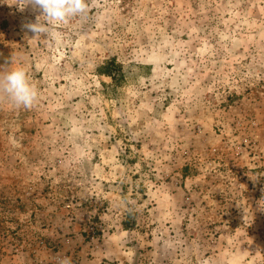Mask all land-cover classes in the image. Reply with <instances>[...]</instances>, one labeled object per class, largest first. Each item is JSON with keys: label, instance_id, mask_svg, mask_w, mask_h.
I'll list each match as a JSON object with an SVG mask.
<instances>
[{"label": "rangeland", "instance_id": "1", "mask_svg": "<svg viewBox=\"0 0 264 264\" xmlns=\"http://www.w3.org/2000/svg\"><path fill=\"white\" fill-rule=\"evenodd\" d=\"M88 7L0 0V264H264V0Z\"/></svg>", "mask_w": 264, "mask_h": 264}, {"label": "clouds", "instance_id": "2", "mask_svg": "<svg viewBox=\"0 0 264 264\" xmlns=\"http://www.w3.org/2000/svg\"><path fill=\"white\" fill-rule=\"evenodd\" d=\"M15 4L20 11L30 8L37 14L34 22L22 24L25 32L32 33L34 38L46 35L52 25L67 23L89 11L88 0H15ZM5 95L15 107L30 109L38 98V91L23 68H13L0 72V96ZM62 264H71L70 258L65 257Z\"/></svg>", "mask_w": 264, "mask_h": 264}]
</instances>
